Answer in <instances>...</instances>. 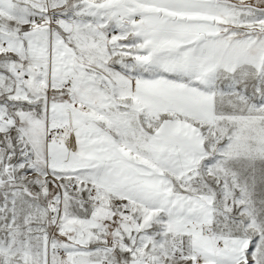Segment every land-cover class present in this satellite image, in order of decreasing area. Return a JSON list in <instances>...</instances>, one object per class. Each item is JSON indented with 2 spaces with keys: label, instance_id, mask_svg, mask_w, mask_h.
Wrapping results in <instances>:
<instances>
[{
  "label": "snow or ice",
  "instance_id": "6c2138e0",
  "mask_svg": "<svg viewBox=\"0 0 264 264\" xmlns=\"http://www.w3.org/2000/svg\"><path fill=\"white\" fill-rule=\"evenodd\" d=\"M0 264H264V0H0Z\"/></svg>",
  "mask_w": 264,
  "mask_h": 264
}]
</instances>
